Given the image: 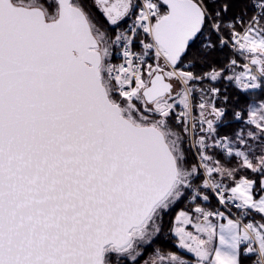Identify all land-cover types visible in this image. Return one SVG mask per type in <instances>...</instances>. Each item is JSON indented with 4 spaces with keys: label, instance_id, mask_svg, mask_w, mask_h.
I'll list each match as a JSON object with an SVG mask.
<instances>
[{
    "label": "snow or ice",
    "instance_id": "snow-or-ice-1",
    "mask_svg": "<svg viewBox=\"0 0 264 264\" xmlns=\"http://www.w3.org/2000/svg\"><path fill=\"white\" fill-rule=\"evenodd\" d=\"M253 256L264 0H0V264Z\"/></svg>",
    "mask_w": 264,
    "mask_h": 264
},
{
    "label": "trees",
    "instance_id": "trees-1",
    "mask_svg": "<svg viewBox=\"0 0 264 264\" xmlns=\"http://www.w3.org/2000/svg\"><path fill=\"white\" fill-rule=\"evenodd\" d=\"M212 204L215 205L214 200H212ZM156 246L161 247L162 250H164V251H175V252H177L178 254L183 255L184 258H186V259H190V260H191V259H194V257H192L191 255H189V254L183 252V251L180 250V249H177V248L175 247V240H174V238L169 239L167 235L161 237V239H160L158 245H156ZM254 260H255V258L252 257L251 260L247 261V264H252V261H254Z\"/></svg>",
    "mask_w": 264,
    "mask_h": 264
},
{
    "label": "built area",
    "instance_id": "built-area-1",
    "mask_svg": "<svg viewBox=\"0 0 264 264\" xmlns=\"http://www.w3.org/2000/svg\"><path fill=\"white\" fill-rule=\"evenodd\" d=\"M214 202H215V204H216V201H215V199H214ZM233 212L234 213H236V210L235 209H233ZM236 214H238V213H236ZM245 222H247V220H245ZM254 257V256H253ZM255 258V257H254Z\"/></svg>",
    "mask_w": 264,
    "mask_h": 264
},
{
    "label": "rangeland",
    "instance_id": "rangeland-1",
    "mask_svg": "<svg viewBox=\"0 0 264 264\" xmlns=\"http://www.w3.org/2000/svg\"><path fill=\"white\" fill-rule=\"evenodd\" d=\"M214 200V199H213ZM183 252H185L184 250H182ZM186 253V252H185ZM187 254H189V253H187ZM189 255H191V254H189ZM192 256V255H191Z\"/></svg>",
    "mask_w": 264,
    "mask_h": 264
}]
</instances>
